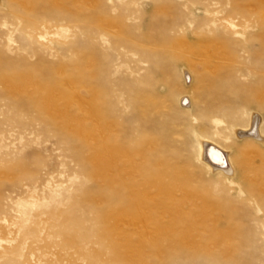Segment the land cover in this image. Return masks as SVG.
I'll use <instances>...</instances> for the list:
<instances>
[{"label":"rangeland","instance_id":"obj_1","mask_svg":"<svg viewBox=\"0 0 264 264\" xmlns=\"http://www.w3.org/2000/svg\"><path fill=\"white\" fill-rule=\"evenodd\" d=\"M117 136L146 172L112 179ZM239 160L264 178V0H0V264H264Z\"/></svg>","mask_w":264,"mask_h":264},{"label":"bare ground","instance_id":"obj_2","mask_svg":"<svg viewBox=\"0 0 264 264\" xmlns=\"http://www.w3.org/2000/svg\"><path fill=\"white\" fill-rule=\"evenodd\" d=\"M258 126H259V123H258ZM128 140L129 139H127L126 137H124L123 139L117 136L114 138V140L111 141L109 147L105 149L104 160L112 169V175H113L112 179L113 180L124 181L127 179L129 175H132L133 172H135L136 170H139L142 172H146L148 170L147 165L143 162L146 149L144 148L142 149L143 151L140 150V151L135 152L131 150L130 147L128 146ZM201 155L203 156V158H205L206 163L211 168L218 169V170L223 171L224 173H229V174L230 172H232V170H234V167H233L234 158L232 157L231 153L228 152L227 154L219 145L215 143H209V142L205 143V145H203V150H202ZM227 155L229 156L228 159L232 161L231 167H228L225 164V160H227L228 162ZM238 163L242 167V174L241 175L239 174L237 176L238 182H240L241 184H247L249 188L248 189L249 195L258 194V191H255V190L252 191V187L254 188V186L256 188L257 186L262 187V192L264 193V178H256L249 184L247 182L244 160H239Z\"/></svg>","mask_w":264,"mask_h":264}]
</instances>
